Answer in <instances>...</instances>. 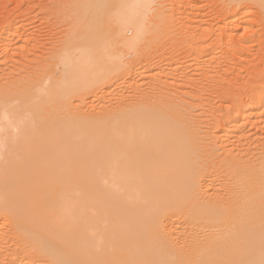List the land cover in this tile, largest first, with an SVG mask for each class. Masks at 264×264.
<instances>
[{
  "label": "bare ground",
  "instance_id": "6f19581e",
  "mask_svg": "<svg viewBox=\"0 0 264 264\" xmlns=\"http://www.w3.org/2000/svg\"><path fill=\"white\" fill-rule=\"evenodd\" d=\"M91 2V16L109 7V0ZM113 2L103 22L110 24V47L99 30L98 39L77 56L67 50L73 45L49 58L37 56L32 62L44 66L41 74L32 69L36 78L0 87V212L36 235L44 252L58 249L75 264H264V140L246 160L229 162L239 185L223 193L200 169L197 142L177 113L120 105L89 114L62 103L113 81V73L125 66L120 49L136 50L148 32L144 18L150 0ZM252 2L264 12V0ZM8 27L1 31L0 49L14 45ZM244 106L237 111L240 123L227 121L223 147L249 139L245 125L257 106ZM200 187L206 202L197 198ZM179 215L218 234H174L172 220ZM249 234L252 241L246 240Z\"/></svg>",
  "mask_w": 264,
  "mask_h": 264
},
{
  "label": "rangeland",
  "instance_id": "374dc122",
  "mask_svg": "<svg viewBox=\"0 0 264 264\" xmlns=\"http://www.w3.org/2000/svg\"><path fill=\"white\" fill-rule=\"evenodd\" d=\"M82 1L0 0V37L4 26L10 23L6 34L14 39L9 43L14 45H8V50L0 49V87L19 85L22 80L24 84L28 76L36 78L34 75L41 74L44 66L32 61L49 58L54 50L73 45L66 49L72 56H77L84 46L98 39L100 31L110 47V24L103 22L108 20L115 2L109 0L106 10L95 9L91 16L89 8L93 2ZM148 3L151 4L145 5L149 10H145L144 18L147 36L144 34L137 52L120 49L125 66L113 73L116 81L112 76L113 81L97 86L94 93L72 95L62 103L72 111L78 106L89 114L120 105L129 110L150 106L175 116L177 113L183 120L178 119L185 120V126L190 128L187 130L192 132L189 135L193 134L194 142L200 143H196L200 169L208 173L210 181L225 193V188L239 185L235 182L240 179L235 173L236 166L230 163L233 159L236 161L235 157L246 160L248 151L258 152L264 140V12L252 0H150ZM149 28L157 30L150 31ZM126 36L131 39L133 32L129 30ZM50 61L54 62V58ZM55 68L51 67L55 73L59 72L60 69ZM249 103L257 106L256 114L245 125L249 139L234 143L232 148L229 144L223 147L221 138L228 129L227 123L231 118L238 122V108ZM228 149L234 151L231 156ZM225 155H228L226 159ZM223 169L229 170V176ZM197 198L207 201L204 187H200ZM255 227L258 232L261 226ZM172 229L174 234L186 233L190 238L208 232L218 234L216 230L202 228L199 222L189 221L184 215L172 220ZM25 231L15 223L12 214L0 212V264H75L58 249L54 254L44 252L38 237ZM251 234L246 240H253L257 235L254 233L252 238Z\"/></svg>",
  "mask_w": 264,
  "mask_h": 264
}]
</instances>
